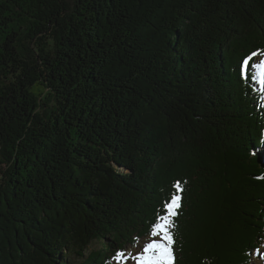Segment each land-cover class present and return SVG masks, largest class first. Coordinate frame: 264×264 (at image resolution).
I'll return each instance as SVG.
<instances>
[{
  "label": "trees",
  "instance_id": "obj_1",
  "mask_svg": "<svg viewBox=\"0 0 264 264\" xmlns=\"http://www.w3.org/2000/svg\"><path fill=\"white\" fill-rule=\"evenodd\" d=\"M261 57L264 0H0V264H115L173 194L175 264H252Z\"/></svg>",
  "mask_w": 264,
  "mask_h": 264
},
{
  "label": "snow or ice",
  "instance_id": "obj_2",
  "mask_svg": "<svg viewBox=\"0 0 264 264\" xmlns=\"http://www.w3.org/2000/svg\"><path fill=\"white\" fill-rule=\"evenodd\" d=\"M258 54L257 51H253L242 60L240 66L241 75L248 69L249 62L252 58ZM251 67L256 70L252 75V79L257 80L260 85V93L264 95V59L252 63ZM174 187L178 190L180 188L178 183L174 185ZM178 206V197L173 194L162 207L157 210V214L149 226L148 235L150 239L143 243L142 249L135 255L129 253V256L136 264H175L173 251L175 239L172 230L176 227L173 218L177 215L176 209ZM135 239L138 244L139 238L137 237ZM124 255L125 253L123 251H117L113 259L119 260L124 257Z\"/></svg>",
  "mask_w": 264,
  "mask_h": 264
},
{
  "label": "rangeland",
  "instance_id": "obj_3",
  "mask_svg": "<svg viewBox=\"0 0 264 264\" xmlns=\"http://www.w3.org/2000/svg\"><path fill=\"white\" fill-rule=\"evenodd\" d=\"M260 59H264V57L258 58L257 62ZM254 73H255V69H253ZM255 84L260 92V85L258 84L257 80H255ZM261 100L264 104V95H262ZM150 239V237L147 238H142L139 240V243L137 244H127L125 250H124V257L120 258L119 260L115 259L114 262L115 264H136V262L134 260L131 259V257L129 256V253H131L132 255H135L140 249H142L143 243L148 241ZM252 264H264V239L262 240V244L261 246L258 248V250L253 251L252 254Z\"/></svg>",
  "mask_w": 264,
  "mask_h": 264
}]
</instances>
